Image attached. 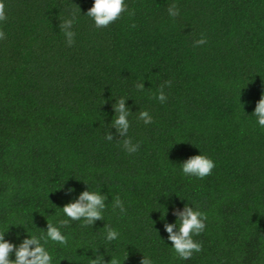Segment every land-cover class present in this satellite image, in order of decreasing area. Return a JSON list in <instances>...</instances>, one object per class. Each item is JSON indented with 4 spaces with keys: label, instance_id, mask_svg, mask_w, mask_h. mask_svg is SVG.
Listing matches in <instances>:
<instances>
[{
    "label": "trees",
    "instance_id": "16d2710c",
    "mask_svg": "<svg viewBox=\"0 0 264 264\" xmlns=\"http://www.w3.org/2000/svg\"><path fill=\"white\" fill-rule=\"evenodd\" d=\"M3 3L5 239L18 246L46 232L88 189L107 196L104 220L61 228L67 245H45L52 264H90L98 254L122 264L143 256L154 264H264V128L253 115L264 95V0H125L128 11L105 28L86 15L93 0ZM172 3L175 18L167 11ZM72 13L76 36L68 46L59 24ZM201 34L207 43L194 47ZM168 80L162 104L155 96ZM122 97L132 112L127 137L140 145L132 154L122 146L127 137L111 127ZM142 110L153 123L139 119ZM198 154L216 164L203 179L182 172L181 163ZM117 196L124 214L113 211ZM185 204L207 215L193 237L202 251L188 260L175 254L164 228ZM104 225L119 238L107 241Z\"/></svg>",
    "mask_w": 264,
    "mask_h": 264
},
{
    "label": "clouds",
    "instance_id": "9594fccd",
    "mask_svg": "<svg viewBox=\"0 0 264 264\" xmlns=\"http://www.w3.org/2000/svg\"><path fill=\"white\" fill-rule=\"evenodd\" d=\"M80 11V9H79ZM128 11V6L125 0H93L92 6L87 10L86 15L91 17L95 22V27L105 28L110 24L120 19L121 15ZM169 16L175 18L179 15V8L175 3L169 5ZM129 12V15H132ZM6 6L3 0H0V22L5 21ZM77 17L72 13L69 18H65L60 24L59 28L65 36L68 46L74 44L76 33L73 31V25L76 23ZM135 27V24L132 25ZM6 38V34L0 30V40ZM207 43V38L201 34L200 38L193 42L194 47L202 46ZM172 81H165L160 85L158 93L155 98L164 103L167 100V94L164 91L166 86L170 87ZM136 88L140 91L145 89L144 83L138 82ZM125 99L120 98L115 104L113 109L115 118L112 120V126L116 129L119 137H127L130 121L129 116L131 111L125 105ZM253 115L257 119V124L264 128V95H261L257 101ZM139 119L145 124L153 123V118L147 110L139 111ZM105 139L108 141L113 140V134L107 132ZM124 150L129 153H135L139 150V143H133L130 137L123 139L122 144ZM182 165V172L186 176H194L200 179L205 178L212 174V170L216 167L215 162L208 156L198 154L189 157ZM73 189H69L71 192ZM107 196L101 191H90L88 189L79 193L75 200L66 203L63 207V213L67 219H60L57 225L47 222L46 232L39 235L32 234L23 239L19 245H14L5 239V232H0V264H52V255L46 249L45 245L49 240L59 243L60 245H67V237L61 232V228L67 227L70 221H83L82 227H89L97 220H104V210L106 208L105 201ZM119 209L121 214L126 212L123 201L119 196L115 197L113 201V211ZM176 216L175 223H165L164 228L168 233V239L171 241V246L175 254L182 260L190 259L194 253L202 251V243L193 239L194 236L200 235L206 227L205 221L207 220L206 213L185 204L182 210H173ZM106 236L105 239L109 242L119 238V232L110 226H105ZM96 251V249H95ZM15 254V259H10L12 254ZM127 256V255H126ZM126 258V257H125ZM90 264H122L116 258H111L110 261H105L102 255H96L94 259L90 260ZM140 264H154V262L143 256Z\"/></svg>",
    "mask_w": 264,
    "mask_h": 264
}]
</instances>
